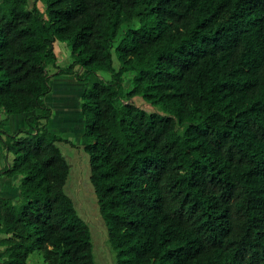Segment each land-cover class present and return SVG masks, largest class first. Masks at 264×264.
Segmentation results:
<instances>
[{
    "label": "trees",
    "instance_id": "obj_1",
    "mask_svg": "<svg viewBox=\"0 0 264 264\" xmlns=\"http://www.w3.org/2000/svg\"><path fill=\"white\" fill-rule=\"evenodd\" d=\"M56 76L83 86L72 131L116 264H264V0H0V126H27L0 135L20 178L0 264H95Z\"/></svg>",
    "mask_w": 264,
    "mask_h": 264
},
{
    "label": "rangeland",
    "instance_id": "obj_2",
    "mask_svg": "<svg viewBox=\"0 0 264 264\" xmlns=\"http://www.w3.org/2000/svg\"><path fill=\"white\" fill-rule=\"evenodd\" d=\"M59 45V44H58ZM57 55L59 56L61 66H66L70 62L69 53L67 55L66 47L63 44H60L57 49ZM117 61L114 59V66L117 67ZM67 76H56L52 81L55 83H60L63 80H66ZM53 82V83H54ZM53 87V91L56 90L55 86ZM128 89V88H125ZM75 99H73L74 102ZM135 104L142 105V101L139 98L134 100ZM51 104V102L49 103ZM144 104V103H143ZM145 110L149 111V108L145 106H141ZM75 113V112H73ZM77 115V114H75ZM77 119L72 120L73 122H79L78 116H75ZM3 120V117H1ZM0 119V120H1ZM58 120V121H57ZM56 122H59L56 126ZM64 122V119L57 116L55 111V117L51 123H49V129L55 131L54 133H59L65 136L70 140L68 145L63 143H58L57 146L60 151L66 155L68 158V162L70 164L69 175L67 178L65 192L66 194L73 200L75 204V208L78 211L80 217L85 221L87 224L90 235H91V242L93 246V255H94V262L95 264H116L115 254L108 242V230L101 219L99 214V209L97 205L96 195L93 191L92 185L90 183V168L88 163V156L83 152L79 144V137H76V131H72L77 129L79 125H75L73 129L68 128ZM51 124L53 126H51ZM21 129H26L27 126L23 124L22 121H11L7 120L2 123L0 126L1 136L6 139L5 134L12 135L13 133L17 132ZM63 132H62V130ZM57 131V132H56ZM73 146V147H72ZM13 156L11 154H7L6 150L3 148V144L0 141V171L3 168H6L12 162ZM1 176V175H0ZM5 177V176H4ZM8 179V178H7ZM10 185L3 184L1 185L2 181L0 182V190H9V193H17L11 199L13 201L19 200V184L20 178H10ZM18 195V196H17ZM1 197V196H0ZM2 198V197H1ZM17 199V200H15ZM17 203V202H16ZM32 257L37 258L38 264H44L40 254L35 253L31 255Z\"/></svg>",
    "mask_w": 264,
    "mask_h": 264
},
{
    "label": "crops",
    "instance_id": "obj_3",
    "mask_svg": "<svg viewBox=\"0 0 264 264\" xmlns=\"http://www.w3.org/2000/svg\"><path fill=\"white\" fill-rule=\"evenodd\" d=\"M63 45H65V44H63ZM53 86L56 87V90L53 91L52 95H49L46 98V103H47V105L52 106L54 111H56L57 116L64 119V122L68 121V123H65L68 128L73 129L75 127V125L81 124L82 115L78 109L79 108L78 98L81 94V90H82L83 86L76 83L73 79L68 78V77H66V80H63L60 83L54 82ZM75 98H76V100H75L76 102L73 101V99H75ZM50 102H51V104H49ZM73 112H75V113H73ZM75 114H77V115H75ZM75 116H78L79 122H73L72 121V120L77 119ZM9 120H11L13 122L15 120L16 121H22L24 124V119L22 116H13V117L9 118L8 121ZM58 124H60V123L56 122V126ZM51 126H53V125L51 124ZM16 131H17V129H16ZM80 132H81V130L78 132L79 136H80ZM9 179L10 178L7 179V177L0 176V182L2 181L1 185H3V184L10 185ZM15 194H17V193H14V194L11 193L10 194L9 190H4V191L0 190V196L2 198L11 199V197H13Z\"/></svg>",
    "mask_w": 264,
    "mask_h": 264
}]
</instances>
